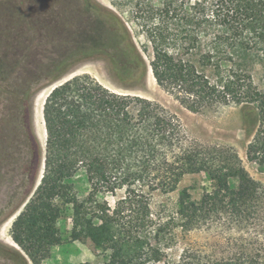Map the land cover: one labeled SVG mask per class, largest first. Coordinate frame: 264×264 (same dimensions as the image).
<instances>
[{"label":"trees","instance_id":"obj_1","mask_svg":"<svg viewBox=\"0 0 264 264\" xmlns=\"http://www.w3.org/2000/svg\"><path fill=\"white\" fill-rule=\"evenodd\" d=\"M124 1L146 39L142 48L151 53L157 85L192 113L254 107L261 125L247 157L264 163V92L250 72L253 55L264 62V0ZM43 115L44 191L63 194L66 181L84 170L92 192L82 201L76 196L67 202L72 206L70 239L87 238L104 264H260L243 254L207 259L194 248L177 257L168 254L178 229L187 233L222 218L242 225L263 214L261 187L235 150L188 143L179 119L159 103L114 92L88 74L55 87ZM132 155L138 165L126 168ZM124 170L129 172L124 196L113 207L100 203L96 194L115 193L122 184L113 173ZM186 173H206L212 188L198 200L184 189L174 210L154 211L145 188L175 191ZM59 216L58 203L37 197L14 222V241L33 253L48 248V230Z\"/></svg>","mask_w":264,"mask_h":264},{"label":"rangeland","instance_id":"obj_2","mask_svg":"<svg viewBox=\"0 0 264 264\" xmlns=\"http://www.w3.org/2000/svg\"><path fill=\"white\" fill-rule=\"evenodd\" d=\"M150 1L159 5L163 0ZM144 45L146 39L124 0H0V264L105 263L87 238L70 239L72 206L67 202L76 196L82 201L92 192L84 170L66 181L63 194H47L43 186L48 153L45 100L55 87L85 74L114 92L159 103L179 119L188 143L235 150L261 187L263 214L257 220L239 225L222 218L191 232L178 229L168 254L177 257L194 248L207 259L243 254L264 264V163L247 157L261 125L257 110L230 105L188 111L157 85L149 67L151 53L144 52ZM251 61L254 83L264 92V62L256 54ZM127 157L125 167L136 168L137 155ZM127 171L113 173L122 185L115 193L99 191L100 203L113 207L124 196ZM212 186L206 173H186L175 191H145L154 211H172L182 190L198 200ZM37 197L58 203L61 216L53 222V231L48 230L52 244L33 253L14 241L13 225Z\"/></svg>","mask_w":264,"mask_h":264}]
</instances>
